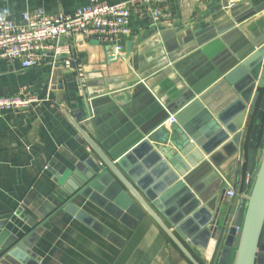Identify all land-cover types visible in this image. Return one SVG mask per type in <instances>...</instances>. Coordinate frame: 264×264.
I'll use <instances>...</instances> for the list:
<instances>
[{
	"label": "crops",
	"instance_id": "1",
	"mask_svg": "<svg viewBox=\"0 0 264 264\" xmlns=\"http://www.w3.org/2000/svg\"><path fill=\"white\" fill-rule=\"evenodd\" d=\"M91 1L0 0V13L7 11V16L19 21L24 12L37 8L47 14L69 13ZM164 7L168 16L160 22L145 10H134L125 40L132 41L129 59L124 58L125 42L115 58L113 50H106L108 45L75 36L59 40L68 53L50 56L36 66L22 68L18 61L0 60V94L29 101L26 108L0 111V235L5 231L2 242H6L30 231L29 222H39L30 264H192L147 214L130 229L86 199L74 197L75 204L124 239L116 247L58 208L64 202L67 180L76 184L83 175L81 167L96 161L69 115L81 114L80 125L104 148L126 151L125 142L137 127L135 119L145 120L151 109L138 86L182 87L244 54L264 36V0H166ZM82 89L90 110L97 112L91 117H86ZM226 103L230 102L222 101L224 107ZM93 116L100 120L96 126ZM169 116L160 126H169ZM240 162L239 189L247 173L245 156ZM238 164L235 150L219 164L217 177H204V196L219 194L222 181L226 189H235ZM225 192L227 204L230 198ZM216 200L208 199L206 207L213 210ZM44 212L48 216L41 220ZM186 225L181 241L199 262L206 261L189 238L199 231L192 232V226ZM2 252L0 244V264H23Z\"/></svg>",
	"mask_w": 264,
	"mask_h": 264
},
{
	"label": "water",
	"instance_id": "2",
	"mask_svg": "<svg viewBox=\"0 0 264 264\" xmlns=\"http://www.w3.org/2000/svg\"><path fill=\"white\" fill-rule=\"evenodd\" d=\"M131 48L132 41H126L125 59ZM131 64L136 70L134 58ZM216 67L182 87L173 84L174 89L165 83L158 88L138 86L151 109L145 120L135 119L137 127L125 142L126 151L105 149L80 125L81 114H68L96 161L81 167L83 175L76 184L67 180L72 188L64 184L66 194L58 208L116 247L124 239L75 204L74 197L86 199L130 229L147 214L192 264H264V36L244 54ZM216 77L221 78L209 86ZM82 95L86 117H91L97 112L90 110L83 89ZM222 101L230 103L224 107ZM169 114L174 121L160 126ZM91 120L94 126L100 122L97 116ZM235 150L239 158L235 192L243 169L240 161L246 158L245 196L223 203L227 185L221 180L219 194L204 196V177H217L219 164ZM208 199H217L213 210L206 207ZM47 216L44 212L40 219ZM38 224L29 222L30 231L6 242L2 232V253L30 264ZM186 224L192 232L199 231L189 238L206 261L199 262L181 241Z\"/></svg>",
	"mask_w": 264,
	"mask_h": 264
},
{
	"label": "built area",
	"instance_id": "3",
	"mask_svg": "<svg viewBox=\"0 0 264 264\" xmlns=\"http://www.w3.org/2000/svg\"><path fill=\"white\" fill-rule=\"evenodd\" d=\"M165 3L166 0H122L117 3L92 0L69 13L47 14L42 8H37L24 12L19 21L0 13L3 17L0 19V60L18 61L22 68L36 66L50 56L55 58L68 53L67 45L60 44L59 40L70 41L75 36L95 38L113 47L114 56H119L131 32L134 10H145L154 22H160L168 16ZM28 103L21 96L3 97L0 94V111L23 109ZM173 121L170 115L168 122L171 124ZM247 179L248 174L237 192L232 188L226 189V196L244 197Z\"/></svg>",
	"mask_w": 264,
	"mask_h": 264
},
{
	"label": "clouds",
	"instance_id": "4",
	"mask_svg": "<svg viewBox=\"0 0 264 264\" xmlns=\"http://www.w3.org/2000/svg\"><path fill=\"white\" fill-rule=\"evenodd\" d=\"M8 13H7V11H5V15H7ZM0 19H3V17L2 16H0Z\"/></svg>",
	"mask_w": 264,
	"mask_h": 264
}]
</instances>
